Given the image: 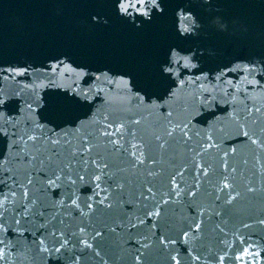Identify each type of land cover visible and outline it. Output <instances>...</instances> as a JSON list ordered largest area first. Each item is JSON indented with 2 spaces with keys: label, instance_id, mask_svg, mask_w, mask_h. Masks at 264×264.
<instances>
[{
  "label": "water",
  "instance_id": "1",
  "mask_svg": "<svg viewBox=\"0 0 264 264\" xmlns=\"http://www.w3.org/2000/svg\"><path fill=\"white\" fill-rule=\"evenodd\" d=\"M0 100V264H264V0H0Z\"/></svg>",
  "mask_w": 264,
  "mask_h": 264
},
{
  "label": "snow or ice",
  "instance_id": "2",
  "mask_svg": "<svg viewBox=\"0 0 264 264\" xmlns=\"http://www.w3.org/2000/svg\"><path fill=\"white\" fill-rule=\"evenodd\" d=\"M0 103H3V101L0 100ZM246 135H247V134H246ZM253 143H256V141H253ZM89 150H90V149H89ZM81 179H82V177H81ZM96 179H99V177H97ZM24 195L27 196V193H24Z\"/></svg>",
  "mask_w": 264,
  "mask_h": 264
}]
</instances>
